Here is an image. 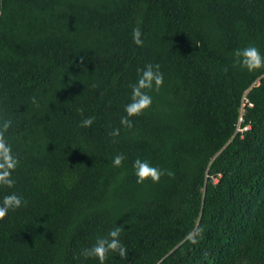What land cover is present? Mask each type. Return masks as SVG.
I'll list each match as a JSON object with an SVG mask.
<instances>
[{
  "label": "trees",
  "instance_id": "trees-1",
  "mask_svg": "<svg viewBox=\"0 0 264 264\" xmlns=\"http://www.w3.org/2000/svg\"><path fill=\"white\" fill-rule=\"evenodd\" d=\"M249 45L264 55V0H0L19 158L0 200L28 201L0 221V264H99L80 253L116 226L128 258L105 264H264V68L233 66ZM149 63L164 83L128 129ZM138 158L173 175L137 183Z\"/></svg>",
  "mask_w": 264,
  "mask_h": 264
},
{
  "label": "clouds",
  "instance_id": "clouds-1",
  "mask_svg": "<svg viewBox=\"0 0 264 264\" xmlns=\"http://www.w3.org/2000/svg\"><path fill=\"white\" fill-rule=\"evenodd\" d=\"M132 37L133 42L137 46L143 47L144 42L139 27L133 29ZM233 56L234 67L239 66L247 69L249 72L264 68V55L253 45L236 49ZM224 71L226 73L227 68ZM163 83L164 75L158 64L153 65L149 63L142 69H138V79L134 84L130 85L131 98L130 102L125 106L127 115L120 120L122 126L128 129L133 128V122L129 118L139 116L151 107L152 97L148 92L153 90V88L159 91ZM32 103H38L35 97H33ZM3 111V109H0V187L14 189L16 181L13 178V173L18 168L19 158L13 153L12 146L8 143L7 133L12 126V121L3 115ZM80 111L83 112V109H80ZM94 122V117L85 118L81 121L80 127L89 128ZM119 134V129H114L110 133L114 137L119 136ZM125 159L126 157L123 154H117L113 158L112 163L114 166L120 167ZM133 167L137 176V183H144L149 179L158 183L163 175H173L171 171L161 170L158 167L152 166L147 160H141L139 158L134 161ZM27 204L28 201L14 191L5 194L2 200H0V221H3L10 211L26 207ZM123 230V227L116 226L106 236H98L95 243L91 247L83 249L80 255L85 259L96 258L99 264H105L110 253H116L121 259L126 260L128 258V250L120 239ZM186 240H189L193 244L198 242L193 233H189L186 236ZM207 256L208 253L205 252L204 257L207 258Z\"/></svg>",
  "mask_w": 264,
  "mask_h": 264
}]
</instances>
